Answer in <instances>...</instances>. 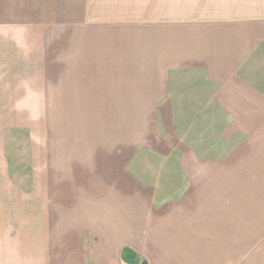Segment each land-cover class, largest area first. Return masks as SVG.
<instances>
[{
    "label": "rangeland",
    "instance_id": "374dc122",
    "mask_svg": "<svg viewBox=\"0 0 264 264\" xmlns=\"http://www.w3.org/2000/svg\"><path fill=\"white\" fill-rule=\"evenodd\" d=\"M259 18L264 0H0V188L20 189L8 205L20 202L25 229L6 264H123L119 238L103 256L97 238L69 250V228L84 224L69 221L80 219L76 190L105 183L144 188L138 220L173 249L204 251L192 261L264 264V127L244 126L262 135L248 145L222 87L178 67L194 52L208 59L212 21ZM249 66L258 88L263 53ZM53 211L58 237L46 238ZM145 230L132 239L138 264L148 263Z\"/></svg>",
    "mask_w": 264,
    "mask_h": 264
},
{
    "label": "crops",
    "instance_id": "0c3cea01",
    "mask_svg": "<svg viewBox=\"0 0 264 264\" xmlns=\"http://www.w3.org/2000/svg\"><path fill=\"white\" fill-rule=\"evenodd\" d=\"M210 22L211 21H209V23ZM204 25H207V22L202 24L200 28L201 31L205 29L202 28ZM210 26V29L205 31L209 33L208 37L204 32L210 44L208 59L201 58V61H198L200 56L202 57V54L201 52H194L193 56L189 55L183 57L181 61L182 64L178 67L184 68L186 71H203L207 74V79H209L210 82L222 87L223 96H225L223 102L226 103L225 109L234 112V116L236 117V124L234 127L236 126L238 130L246 133L247 131L244 126L264 127V75H262L264 72L258 75V78L263 80L258 82V88H256V83H254V85L251 83L247 84L248 79H245V76H243L244 70L249 71L251 67L255 69L253 66H249L252 59L260 55V53L264 55V19L241 20L240 22L216 20L212 21ZM262 70H264V68ZM152 108L153 106H151L149 110H152ZM245 118L249 121L253 119L256 122H254L253 125V122L244 121ZM260 135L261 133H258L255 138L252 134L247 135L246 133L247 137L244 140L247 141L248 145L253 144L254 141L259 143L261 138ZM246 149L248 148L246 147ZM131 152L132 154L137 153L136 150L131 149L125 151L122 155H127L128 153L131 155ZM166 152H168V154H164V157H173V153H176L172 151ZM182 155L183 154H178L180 157H182ZM0 186L6 187L4 185ZM143 190L144 188H139L137 184L126 186L121 183H105L103 186H98V184L79 186L76 192L79 193L80 191V193L78 195H76V193L75 197L78 199V196H83V198L81 197V203L78 205L81 207L80 219L74 215V221L70 218L69 221L72 224L79 223L80 221L84 224L80 228L81 231L78 229V225H73L72 228H69V250L73 253L75 251L81 252V248L79 247L82 246H79V242L77 243V237L81 239H83V237H91L98 239L97 245L98 248L102 247L100 249L101 251H99L102 255L106 254V251H108L107 240H116V238H119L121 242L116 241L113 248L114 252H117L120 262L127 264L123 260L125 249H130L137 255V258H139L138 256L140 253L138 251L137 241H132V239L135 240L140 232L143 233V229L146 230L142 238H148L153 234L154 230L152 226L148 228L149 223H152V221L146 223L142 220H138V200L139 198H144L145 195L147 196V193ZM0 191H2L0 193V264H6V256L10 254L9 249H11L12 246L15 248L12 251L13 255L19 254V249L25 247L21 246L22 241L25 239V229L20 225L22 224L21 222H24V216L20 209V202L8 205L9 201H19L20 194L18 193H20V189L11 184L7 186V188H0ZM6 191H17V193L10 192L6 194ZM81 191L84 192L81 194ZM108 191H116V193L109 194ZM71 193H69V196L71 195L70 197L74 195L73 191H71ZM7 196H9V198H7ZM119 198L122 200L123 198L125 199L124 204L129 206L128 210H121V206L115 203ZM147 205H151V208L154 206L151 202L145 206ZM38 207H41V205ZM208 212H210V209L208 210L205 208V213L207 214ZM54 214L57 216L58 212L53 211V213L47 216L48 221L47 227L45 228L46 238L47 233H49L48 237L50 238L58 237V232L55 230L57 226H54V223L57 225L60 218L58 216L55 218L53 216ZM38 215H40V213ZM122 215H129L128 223L126 217L125 219H121ZM108 217H110V219ZM15 223L18 225L16 230L14 229ZM107 223L112 224L110 229L109 226L107 227ZM118 223H120V225ZM116 230L117 232H121V237L116 235ZM185 234H190L189 232H184L183 238L187 239ZM163 236L161 238H163ZM168 236L167 234L165 242L162 241L163 239L159 241L154 240V236L150 237L149 245H145L149 250L146 252L149 253H142L147 256V259H145L148 261L147 264H188L190 260V264H205L201 259L202 257H198L197 261H192L191 259L192 255L193 258H195V255L201 256L204 251H196L194 247H188L183 251H179L178 248L173 249L168 245ZM127 238L131 239V242L128 244L127 242L123 243ZM37 239H39V244L43 243L42 237L37 236ZM182 244L186 245V240L184 243H179L177 245L180 247ZM174 245L175 244H172V246ZM45 246H47V243H45ZM208 249L211 250L210 247H208ZM206 261L207 260H205V262Z\"/></svg>",
    "mask_w": 264,
    "mask_h": 264
},
{
    "label": "trees",
    "instance_id": "16d2710c",
    "mask_svg": "<svg viewBox=\"0 0 264 264\" xmlns=\"http://www.w3.org/2000/svg\"><path fill=\"white\" fill-rule=\"evenodd\" d=\"M123 260L127 264H138V260H137L136 255L130 249H125L124 250Z\"/></svg>",
    "mask_w": 264,
    "mask_h": 264
}]
</instances>
